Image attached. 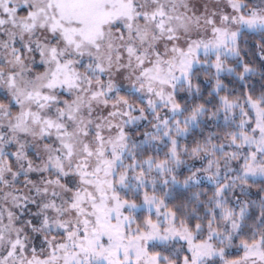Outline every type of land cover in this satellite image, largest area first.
Listing matches in <instances>:
<instances>
[{
	"label": "snow or ice",
	"instance_id": "obj_1",
	"mask_svg": "<svg viewBox=\"0 0 264 264\" xmlns=\"http://www.w3.org/2000/svg\"><path fill=\"white\" fill-rule=\"evenodd\" d=\"M0 264H264V0H0Z\"/></svg>",
	"mask_w": 264,
	"mask_h": 264
}]
</instances>
